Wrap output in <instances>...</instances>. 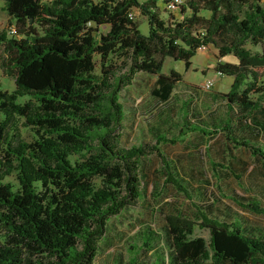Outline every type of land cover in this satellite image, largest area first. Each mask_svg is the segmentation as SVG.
I'll use <instances>...</instances> for the list:
<instances>
[{
  "label": "trees",
  "instance_id": "16d2710c",
  "mask_svg": "<svg viewBox=\"0 0 264 264\" xmlns=\"http://www.w3.org/2000/svg\"><path fill=\"white\" fill-rule=\"evenodd\" d=\"M184 2L182 17H164L159 0H5L17 23L13 33L0 32L8 51L4 64L15 77L12 90L0 81V223L7 232L0 264H98L109 220L142 194L145 157L160 156L165 181L190 194L161 143H177L192 131L224 130L264 158L262 146L233 131L234 116L248 126L264 122V0ZM135 8L148 17V33L141 31ZM27 22L30 28L23 29ZM102 24L109 28L101 30ZM211 44L218 48L214 69L233 76L224 93L227 121L216 119L213 126L191 121L185 101L187 114L177 135L156 128L155 142L124 145L122 90L146 71L157 75L152 94L167 99L175 84L185 81L176 69L162 71L165 58L184 59L189 67L199 48ZM229 54L237 61L223 60ZM25 95L30 98L21 102ZM19 116L36 130L34 140L21 136ZM13 171L18 186L3 180ZM232 197L264 213L259 200ZM200 215L198 221L166 214L167 264H264V233L246 216L220 219L204 210ZM196 225L209 228V242L192 236ZM162 259L155 256L151 262Z\"/></svg>",
  "mask_w": 264,
  "mask_h": 264
},
{
  "label": "rangeland",
  "instance_id": "374dc122",
  "mask_svg": "<svg viewBox=\"0 0 264 264\" xmlns=\"http://www.w3.org/2000/svg\"><path fill=\"white\" fill-rule=\"evenodd\" d=\"M164 1L159 0L162 16L169 17L171 14L178 17L183 16L182 6L175 11H171L165 7ZM186 2L187 0H185L184 4ZM4 5L5 0H0V32L7 31L11 24L17 23L6 11ZM188 10L190 9L188 8ZM133 12L135 19L140 24L141 31L148 33L150 29L148 17L141 13L139 8H135ZM202 12L209 14V11L205 9ZM99 27L101 30H107L109 25L102 24ZM29 28L30 22H27L23 29ZM22 35H24L23 32ZM248 46H252L254 49L258 48L251 43H248ZM207 49L218 50L212 44L199 48L198 52L192 56L193 64L189 67H187L184 59L168 55L164 61L162 71L170 72L172 69H176L181 71L186 79L198 80L204 73L216 78L219 72L214 69L215 64L213 66H204V61L208 57H205L203 51ZM7 56L6 43L2 42L0 44V81L2 88L12 90L15 88V77L10 71V67L4 64ZM226 58L231 59L235 58V56L229 54ZM154 76L146 71L140 72L134 81L122 90L121 99L126 105V117L122 127V143L124 145L155 142V126L156 124L161 126L163 119L168 114L175 118H178L176 115H181L182 126L185 114H187L184 110L185 101L189 104L187 116L191 121H204L206 116H210V114H207V109L201 111L198 107L197 109L194 107L196 100L190 92L184 91L181 93V108H179L180 104L175 99L165 102L154 96L151 93L155 80ZM230 79L231 76L221 75V77H218L214 87L219 86L220 80L221 85H225L228 84ZM262 82H264V71L262 73ZM254 96L257 95L255 94ZM28 98L30 96L25 95L20 97L19 100L24 102ZM222 105L219 106L218 111V118L220 119L226 116V107ZM3 117L4 114L0 112V119ZM237 119L238 116L233 117V131L235 132L234 135L240 138L247 129H250V126L246 122L238 121ZM15 123L18 124L21 136L24 139L32 141L37 137V132L32 125L26 124L25 116H19ZM209 130L212 131L213 128H209ZM8 132H13L10 126L8 127ZM210 138L211 134L206 136L204 133L192 131L174 145L161 143V148L166 155L171 153L179 154V149H181V161L179 160L181 174L184 176L190 194H186L175 184L165 181V171L160 156L150 154L143 159L141 169L142 194L135 204L125 208L109 220L107 231L100 239L99 253L96 258L98 264H123L129 259H135L136 264H145L151 261L154 262L155 256L163 258L158 264H167L170 259L169 252L171 248L166 220V214L169 212L180 213L198 221L201 217V210L220 219H230L233 215H243L248 216V220L253 223L264 221V216H253V218H250V213L242 211L249 208L240 205L232 197L236 196L245 199L248 190L242 185V178H237V175L231 169L226 168L224 165H215L213 163L210 153ZM235 148L240 156L245 155L240 150L239 144L235 143ZM170 160L174 162L173 159L170 158ZM219 162L221 163V161ZM237 169L239 175H242L243 170L240 167ZM3 180L11 181L15 186H18L19 183L15 171L7 174ZM251 212L256 213L252 210ZM6 233L5 228L0 223V242L5 239ZM196 235L204 236L209 242L210 230L207 227L196 225L192 236ZM145 240L148 243H144ZM153 262L151 264H154Z\"/></svg>",
  "mask_w": 264,
  "mask_h": 264
},
{
  "label": "crops",
  "instance_id": "0c3cea01",
  "mask_svg": "<svg viewBox=\"0 0 264 264\" xmlns=\"http://www.w3.org/2000/svg\"><path fill=\"white\" fill-rule=\"evenodd\" d=\"M203 52L205 53L204 54L205 57H208V59L204 61L205 67L213 66L214 64H216L217 60L219 59L218 54H217L218 50L213 51L212 49H207V50H204ZM226 57L227 56H224L223 59L237 61V58L229 59ZM192 64H193V61H192ZM165 73H169V72H165ZM218 75L215 78V77L208 76L204 73V75L200 76L198 80L186 79L183 76V79L185 81L184 84L181 85L183 81L181 82V80H179L175 84V87L172 90L169 97L163 101L170 102L172 99H175L180 104L181 103V93L184 91H187V92H190L192 97H194V99L196 100L194 107L196 109L198 107L201 111H204V109H207V114L208 115L210 114V116L209 117L206 116V119L204 120L206 123H210L213 126L215 120L220 119L218 118L219 117L218 111H219V106L221 104H223L222 106L226 107V110L224 108L226 116L225 118H222L219 121L226 122L228 119V109L229 108L227 105V98L224 95V93L229 90L231 83L233 81V76L227 75V76H231V79L228 82V84L221 85V80H220L219 86L214 87L218 77H221V75H226V74L219 73ZM209 77L214 78V85L211 89L207 90L203 87V83ZM154 78L155 80H154L152 89L157 83V75H155ZM152 89H151V93H152ZM179 108H181V104ZM260 115H261L260 118L264 119V114L261 113ZM171 116H172L171 114H168L166 118L163 119L162 125L159 126L158 124H156V128L157 129L161 128L165 130L169 135H177L179 131L181 130V115L179 116L176 115L178 118L171 117ZM213 134H211V138H210V141H211L210 153L212 155L213 163L216 162L215 165L217 164L224 165L226 168L231 169V171L235 173V175H239V171L237 168L240 167V169L243 170L242 175H240V177L242 178L241 179L242 185L244 186V188L248 190V193L246 194L247 197H245V199H248V200L256 199V200H259L262 204H264V158L259 155L254 154L248 147L243 146V145H240L241 147L240 150L244 152L245 155L240 156V154L236 151L235 142L233 141V139L228 137L226 131L220 130L219 132H216ZM154 135L155 137L157 136L156 129L154 130ZM243 135L247 139L259 144L264 149V122L262 123L256 122V126H253L251 124L250 129H247V131L244 132ZM206 136H209V135H206ZM171 144L174 145L175 143H171ZM168 156H170L169 158L174 160V162L172 160L171 161L173 165L175 166L176 171L181 175V164L179 162V160L181 161V149H179V154L175 155L171 153ZM219 161H221V163ZM238 211L240 210L238 209ZM242 211L245 213L246 212L250 213L251 215V216L249 215L250 218H253V216H256V217L264 216V213H253L251 212L250 209H245ZM227 212L230 213L229 211ZM254 214H257V215H254ZM249 224L253 229L257 230L258 233H264V221L261 223L249 222Z\"/></svg>",
  "mask_w": 264,
  "mask_h": 264
},
{
  "label": "built area",
  "instance_id": "2783aa9c",
  "mask_svg": "<svg viewBox=\"0 0 264 264\" xmlns=\"http://www.w3.org/2000/svg\"><path fill=\"white\" fill-rule=\"evenodd\" d=\"M184 0H168L166 2V5H167V8L169 9H177L179 7V5L181 3H183ZM16 30V26L15 24H11L8 28H7V32L8 34L10 33H13L14 31ZM202 47H206V46H201L200 48ZM220 74L222 73L221 71H218ZM214 85V78H207L204 83H203V86L205 89H210L212 88Z\"/></svg>",
  "mask_w": 264,
  "mask_h": 264
}]
</instances>
